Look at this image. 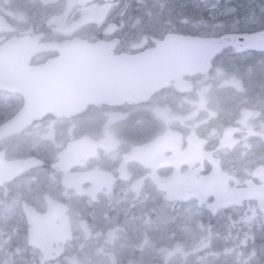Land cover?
I'll return each mask as SVG.
<instances>
[{
    "label": "flooded vegetation",
    "instance_id": "obj_1",
    "mask_svg": "<svg viewBox=\"0 0 264 264\" xmlns=\"http://www.w3.org/2000/svg\"><path fill=\"white\" fill-rule=\"evenodd\" d=\"M167 4L0 0L2 264H171L166 237L183 264H264V76L252 102L226 60L248 52L230 45L206 72L185 60L180 36L236 33L172 24ZM76 43H102L114 67L148 59L153 91L26 121L30 97L77 105Z\"/></svg>",
    "mask_w": 264,
    "mask_h": 264
},
{
    "label": "water",
    "instance_id": "obj_2",
    "mask_svg": "<svg viewBox=\"0 0 264 264\" xmlns=\"http://www.w3.org/2000/svg\"><path fill=\"white\" fill-rule=\"evenodd\" d=\"M85 1V0H83ZM92 1V0H87ZM186 38L180 41V46L177 50V54L183 55L186 60L192 58V53H199L198 63L195 67L199 70L207 71L210 67L211 60L228 45L234 44L239 47V52L245 51H264V30L254 34H236L233 36H225L221 39H204L195 41L197 39L188 38V48L186 46ZM195 41V44L192 42ZM192 45H195L192 47ZM76 49H73V55H76V60H70V66L66 67L70 74L68 75L72 82L70 87L72 92L80 93V96H76L77 107L86 105L87 102H110L113 100H119L127 98L129 95H134L137 89L136 87H144L143 93H151L153 91V85L149 81L151 77V64L148 59L140 60L137 58L135 62L133 59H126L118 67H114V62L108 60L104 56L103 45H82L76 43ZM185 50V52H184ZM184 52V54H183ZM87 54L86 57L80 58V55ZM182 53V54H181ZM176 55L172 56L171 61ZM180 58V57H179ZM179 60V59H178ZM183 61V60H182ZM181 59L179 62V68L181 69ZM50 66H53L50 63ZM178 64V63H177ZM186 68V65H183ZM191 66V64L189 65ZM115 70V71H113ZM150 70V71H149ZM62 100L58 98L42 97L40 99H33L30 97L27 99V106L25 111L26 120L35 117V114L30 113L34 108H52L54 111L67 112L74 108V105L65 106L62 105ZM64 103V102H63ZM233 201L235 199H254V196L250 193L244 195H233L231 197ZM236 203V202H235ZM260 206L263 207V203L260 202Z\"/></svg>",
    "mask_w": 264,
    "mask_h": 264
},
{
    "label": "rangeland",
    "instance_id": "obj_3",
    "mask_svg": "<svg viewBox=\"0 0 264 264\" xmlns=\"http://www.w3.org/2000/svg\"><path fill=\"white\" fill-rule=\"evenodd\" d=\"M239 7H238V5ZM169 8H167V13H172V17L168 19V22L180 21L183 18H188V16L193 18L201 19L202 16L204 18V14L206 10L210 13L211 23L219 18L223 14H234L237 10H241L243 12L246 11V15H243L240 19V22L244 24L248 23L249 25H253L260 20H264V0H168ZM153 7V6H151ZM189 10H192V15H189ZM247 17V18H246ZM220 26L213 25L211 29L219 30ZM233 29L239 30L241 27L237 25L232 26ZM230 62L232 67H236V71L241 74L245 79V87L248 89L249 96L252 99V102L256 100H262V95L256 96L257 93H260V89L262 85H259L262 77L264 76V54L261 52H248L244 55L233 56L226 59ZM241 81H243L241 79ZM248 101V100H247ZM246 104L250 103L249 101ZM252 106V103H250ZM154 209V208H152ZM162 215V214H161ZM163 217V215H162ZM162 229V227H159ZM254 231L262 232L261 228L254 229ZM8 234V233H7ZM167 241L164 244V241L161 242L160 250L165 247L169 251L162 258L171 264H183L182 255H173L170 258L167 255L172 253L173 251L178 252L180 249V245L175 244L174 240L171 241L168 237H166ZM13 243V242H12ZM154 247V245L152 246ZM262 251H264V245H262ZM8 257L6 258V262H8ZM232 264H236L237 259L232 258ZM3 260L0 257V264H2Z\"/></svg>",
    "mask_w": 264,
    "mask_h": 264
},
{
    "label": "trees",
    "instance_id": "obj_4",
    "mask_svg": "<svg viewBox=\"0 0 264 264\" xmlns=\"http://www.w3.org/2000/svg\"><path fill=\"white\" fill-rule=\"evenodd\" d=\"M238 7H239V5H238ZM243 15H246V11L243 12V11L239 10L237 12V14L234 15V16H229V17L221 18L222 19V20L220 19L221 20V23H222V26L221 27L222 28L225 27V29L226 30L229 29V31L230 30H235V29L232 28L233 25H237L238 27H241L240 30H243V31H248V30L252 29L251 28V27H253L252 25H249L248 23H245L244 24V22L243 23L240 22V19L242 18ZM259 23H264V20H260Z\"/></svg>",
    "mask_w": 264,
    "mask_h": 264
},
{
    "label": "bare ground",
    "instance_id": "obj_5",
    "mask_svg": "<svg viewBox=\"0 0 264 264\" xmlns=\"http://www.w3.org/2000/svg\"><path fill=\"white\" fill-rule=\"evenodd\" d=\"M222 20V19H221Z\"/></svg>",
    "mask_w": 264,
    "mask_h": 264
}]
</instances>
